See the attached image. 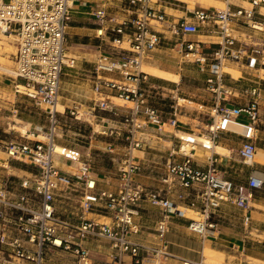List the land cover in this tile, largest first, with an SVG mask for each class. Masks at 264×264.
Returning <instances> with one entry per match:
<instances>
[{"label": "built area", "instance_id": "built-area-1", "mask_svg": "<svg viewBox=\"0 0 264 264\" xmlns=\"http://www.w3.org/2000/svg\"><path fill=\"white\" fill-rule=\"evenodd\" d=\"M79 1L0 0V36L15 37L16 77L22 81L15 86L16 92L36 105H45L50 124L48 143L35 141L30 145L14 140L6 143L8 160L29 161L38 173L19 181L0 176V264H46L51 251H67L77 259V264H92L90 250L84 245V240L89 239L109 244L113 264H121L126 255L133 257L136 264H144L145 258L165 264L163 260L171 256L165 241L169 222L173 215H184V205L200 215L199 220L190 222L189 228L205 239L208 230H215L214 217L224 204L249 213L253 191L264 187V179L254 174L248 176L246 185L228 179L217 154L208 157L205 168L197 166L194 160L198 146L212 150L225 132L242 139L238 150L241 163L246 166L254 163L261 122V90L252 89L250 100L244 105L225 107L223 103L232 93L225 86L224 77L229 63L250 69L264 67V36L251 34L247 40H240L235 35L237 25L264 32L263 25L254 21L256 9L264 7V0H241L249 8H196L180 19H169L164 11L152 5V0H110L127 11L128 16L122 20L108 13L109 0H103L94 11L97 37L111 47V52L102 51L96 59L94 90L110 92L133 104L124 116V130L106 128L103 132L124 144L117 190H97L96 180L87 176L91 168L86 163L79 168L80 175H68L55 165L61 79L64 69L76 64V59L67 55L68 29L72 9ZM156 27L171 34L174 49L181 58L179 66L191 62L210 73L204 91L214 96V103L210 109L211 122L202 135L212 146L180 137L172 156H181L183 160L168 164L167 173L160 179L165 188L150 190L136 180L143 166L134 154L146 147L139 134L148 127L161 130L166 122L176 127L180 107L173 101L171 117L165 119L164 112L154 104L162 96L156 86L149 84V75L143 70L144 62L167 39ZM200 33L216 38L215 46L207 47L208 43L191 38ZM103 73L119 77L106 78ZM113 109L108 100L100 99L86 110L69 112L80 120L95 117L97 111ZM233 123L245 126L248 132L231 130L229 125ZM108 148L113 152V144ZM83 179L81 208L107 215L109 222L81 218L75 223L57 213L56 190L65 186L70 189ZM144 200L160 209L161 217L156 224L159 246L131 239L140 232L134 218L139 216V205ZM248 222L246 215L245 223Z\"/></svg>", "mask_w": 264, "mask_h": 264}, {"label": "crops", "instance_id": "crops-1", "mask_svg": "<svg viewBox=\"0 0 264 264\" xmlns=\"http://www.w3.org/2000/svg\"><path fill=\"white\" fill-rule=\"evenodd\" d=\"M152 1V5L164 11L169 19H180L187 15L189 11L193 10L189 8V4L191 6L195 4L194 9H218L215 6L218 3L224 4L225 8L230 7L232 9L250 7L241 0H198L202 4H209L207 6H202L199 2L194 3V0ZM102 2L103 0H80L72 9V21L68 29V54H71L76 59V64L74 68L66 67L61 79L60 105L63 107L64 112H68L71 109L86 110L101 99L100 95L108 96L112 107L120 113L128 114L130 111L131 107L127 104H122L120 101L123 100L115 97L112 93H98L94 90L96 59L102 51L111 52V47L101 41L96 34L98 25L94 11L101 7ZM107 4H109L108 13L111 16L115 15L120 20L128 16L127 11L118 7L116 2L109 0ZM254 21L261 23L264 27V7L256 9ZM156 28L162 31L167 39L151 54L150 58L144 62V65L152 66L162 72L178 75L180 79L179 81H172L148 73L149 84L156 86L158 88L157 93L162 96L159 100L162 101L161 104L165 105L168 102L175 101L176 97L185 91L193 94L204 93L205 96L198 97L197 102L190 101L194 104L193 110L182 109L183 107L179 110L178 125L176 127H172L166 122L161 130L156 127H148L139 134L144 140L146 147L143 150L136 151L134 154L143 166V171L136 177V180L150 190L165 188L160 179L167 173L168 164L171 161L180 162L183 160L181 156H172L180 144V137L183 139L191 138L194 141H204V143L208 141L201 138V136L206 133L207 125L211 122L210 116L212 112L210 109L214 103V96L204 91L210 73L201 71L196 64L191 62H186L179 66L181 58L174 49L171 34L164 28ZM251 34L264 36V32L253 31L245 26L237 25L235 35L238 39L247 40ZM191 38L208 43L207 47L211 45L214 47L215 43H217L216 38L207 36L204 33L191 36ZM227 69H229V72L224 77V84L232 95L228 97L227 102L223 103V106L244 105L250 100L251 90L259 88L261 90L260 124L264 126V67L258 66L255 69H250L229 63ZM103 76L106 78L119 77L115 73H106ZM0 92L2 91L0 90ZM198 106L205 110L204 115L196 111ZM169 114V116L168 114L165 115V119L171 117V112ZM106 119L109 122L107 128H125L123 119L119 121ZM23 127L25 126H21V128ZM229 128L240 134L248 132V128L240 124H230ZM32 136L37 137L35 132H33ZM42 138L45 137L42 136ZM11 140H13L12 137ZM241 143L242 139L239 136L223 132L212 150H206L201 146L196 148L194 153L195 164L205 168L208 163V157L217 154L221 170L229 177L234 174L235 169H239L237 163L242 164L238 157ZM255 144L257 151L253 165H243L241 169L242 172L244 171V174L239 179V183L242 185H246L248 176L251 174L258 175L264 179V130L258 129V137ZM210 145L212 146L211 142ZM65 148L73 153H79L67 147ZM77 150L81 153L84 152L80 149ZM85 154L91 155L92 151L89 150ZM59 158L60 156L57 159ZM68 161L71 165H76L75 162ZM10 168L14 170L12 176H15V180L22 178L20 174L26 172L19 165L10 166ZM59 168L68 175L81 174L78 168L67 166V164ZM5 172L9 174L10 171H2L3 174ZM110 173L108 169H101V171L93 169L87 176L96 180L97 190H113L116 180L109 176ZM83 189L84 183H81V181L75 182L74 187L70 189L66 186L62 187L61 190L63 191L57 193L55 198L57 213L75 223L79 222L81 218L99 222L104 219L109 220V217L104 214L92 213L94 216L89 217L83 210H79L77 205H73L68 201L73 196L72 192L78 193V191L82 190L81 193H83ZM58 195L61 197H58ZM183 207L192 210L185 205ZM227 209L228 204H224L214 217V221L217 223L215 230H208L205 239L190 230L189 224L193 220L192 218L187 217L185 213L184 215H173L169 222V231L165 236L167 251L171 256L164 259L163 262L165 264H183L184 262L198 264H264V187L253 191L249 213L243 210L244 213L237 217L227 213ZM139 212L140 214L134 218V222L139 225L140 232L137 235H132L131 239L140 244L159 246L161 243L156 233V224L161 217L160 209L153 206L148 200H144L139 205ZM70 214L73 215L71 216ZM246 215H249L248 223H245ZM102 253L106 254L103 259L106 264H113L111 250H102ZM54 255H60V253ZM93 260L91 258L92 264H96V261L93 263ZM50 261L47 263L53 264ZM143 262L144 264H155V259L145 258ZM121 264L136 263L133 257L126 255L122 257Z\"/></svg>", "mask_w": 264, "mask_h": 264}, {"label": "rangeland", "instance_id": "rangeland-1", "mask_svg": "<svg viewBox=\"0 0 264 264\" xmlns=\"http://www.w3.org/2000/svg\"><path fill=\"white\" fill-rule=\"evenodd\" d=\"M199 2L202 6H207L209 4H202L198 0H194V3ZM218 9H225L224 4H216ZM190 9L195 8V4L192 6L189 4ZM16 44L15 37H11L10 39L0 36V176H8L15 180V176H12L14 170L10 168V166L19 165L26 172L21 173L22 178L30 177L31 174L38 173V169L33 166L29 161H17V160H8V156L6 154V143L11 141V137L14 141L29 143L33 145L35 141H42L44 143H48V129H49V118L47 114V107L45 105H36L34 101L29 100L22 93L16 92V85L21 84V80L16 77V63H15V54H16ZM68 57H72L71 54H68ZM144 70V69H143ZM226 72L229 70L225 69ZM6 72V73H5ZM11 73V74H10ZM264 73V72H263ZM106 74V73H103ZM21 89V88H20ZM205 96L204 93H190V92H182L176 97V103L180 105L179 110L182 109H190L193 110L194 104L190 101L197 102L198 97ZM103 100H108V96L100 95L99 96ZM122 104H127L129 107H132L133 104L127 101H120ZM162 101H156L154 104L160 110L164 112V115L168 116L171 112L172 102H168L165 105L161 104ZM60 110L61 107L59 106ZM201 115H204L205 110L201 106H198V110ZM126 113H120L119 111L113 109L107 111H97L95 113V117L82 118L80 120H76L74 116L70 114V112H64L62 108L61 114L58 116L59 124L56 131L55 143L60 144L64 147H67L71 150L77 151L80 154L79 163L76 165H71L67 158L60 157L56 159L55 157V165L59 168L67 164V166L75 167L76 169L82 166L83 163L88 164L91 168L101 171V169H108L111 173L109 176L114 178L115 184L113 185V190H117L119 185L118 180V169L121 165V160L123 157V141L106 136L103 132L109 125V122L106 118L112 120H122L124 119ZM19 124V125H17ZM21 126H25L21 128ZM258 129L264 130L263 124L258 126ZM25 130V131H24ZM21 131V132H20ZM27 131V132H26ZM33 132L36 134V138L32 136ZM27 133V135H25ZM181 134V133H180ZM179 134V135H180ZM40 136V137H39ZM44 136L45 138H42ZM201 138H204L201 136ZM109 144H113V152L109 151ZM83 150L81 153L79 150ZM91 150L92 154H85L87 151ZM228 153V152H225ZM237 163V162H236ZM239 165V167H238ZM237 167L239 169L234 170V174L230 175V179L239 183L240 176L244 174L242 172L243 164H238ZM60 169V168H59ZM75 169V170H76ZM10 171L9 174H3L2 171ZM227 178V174H225ZM20 178V179H22ZM20 179H16L15 181H19ZM84 182V179L81 180V183ZM63 190H56L55 194L61 193ZM82 190L77 192H72L73 196L70 200L71 204L77 205L79 210H83L89 217H93L92 213L99 214L91 209H83L80 207L81 201V193ZM58 197H61L58 195ZM187 217H190L194 220H199L200 215L195 211L188 210L185 207L182 208ZM232 216L239 217L244 211L238 208L235 205L228 204V209L226 210ZM71 216L73 214H70ZM94 221V220H93ZM106 221L109 222L108 219H104L101 222ZM84 245L90 250V257L96 264H106L104 257L106 254L102 253L106 250H111L109 244L100 240H84ZM99 249V250H97ZM58 253L57 251H51L48 255L46 264L49 260L53 264H77V259L72 255V253L67 251H59L60 255H54ZM95 264V263H94Z\"/></svg>", "mask_w": 264, "mask_h": 264}, {"label": "bare ground", "instance_id": "bare-ground-1", "mask_svg": "<svg viewBox=\"0 0 264 264\" xmlns=\"http://www.w3.org/2000/svg\"><path fill=\"white\" fill-rule=\"evenodd\" d=\"M185 1V0H184ZM188 1V0H187ZM5 38H8L10 39L11 37H7V36H3ZM143 69L144 71H146L147 73L149 74H153V75H156V76H160V77H163L165 79H168V80H172V81H179V76L178 75H175V74H171V73H166V72H162V71H159L158 69L152 67V66H147L146 64L143 66ZM229 70V69H228ZM231 70V69H230ZM235 72V71H234ZM6 73V72H5ZM11 74V73H10ZM22 89V88H21ZM61 107V109L59 111H62V106L59 105ZM204 142V141H203ZM205 144L206 145H210V142L208 141H205ZM211 146V145H210ZM186 147V144L184 145V148ZM55 157L56 159L60 156V157H65L67 158V160H70L72 162H75L76 164L79 163V156L80 154L79 153H73L69 150H67L65 147L55 143ZM217 253V252H216ZM218 255V254H217ZM214 262V261H213ZM212 262V263H213Z\"/></svg>", "mask_w": 264, "mask_h": 264}]
</instances>
